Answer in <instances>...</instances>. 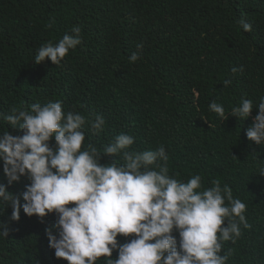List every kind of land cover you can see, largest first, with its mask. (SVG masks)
Returning <instances> with one entry per match:
<instances>
[{
  "label": "trees",
  "instance_id": "obj_1",
  "mask_svg": "<svg viewBox=\"0 0 264 264\" xmlns=\"http://www.w3.org/2000/svg\"><path fill=\"white\" fill-rule=\"evenodd\" d=\"M73 26L81 28L82 43L59 66L34 63L41 45L57 43ZM137 51L141 59L131 63ZM261 97L264 0H0V114L59 100L65 112L105 119L99 135L85 125V144L102 150L127 133L135 138L131 150L164 146L177 179L199 174L205 187L215 179L229 185L246 205L251 227L223 242L227 264H264V146L246 136ZM243 99L254 104L245 121L230 116ZM213 101L228 119L209 109ZM0 131L23 134L6 122ZM0 183L7 185L2 162ZM28 183L22 178L7 190L23 204ZM11 212L0 205V222L11 229L0 239V264H68L55 257L45 235L55 214L41 222L21 209L16 222ZM117 239L122 244L131 237Z\"/></svg>",
  "mask_w": 264,
  "mask_h": 264
},
{
  "label": "clouds",
  "instance_id": "obj_2",
  "mask_svg": "<svg viewBox=\"0 0 264 264\" xmlns=\"http://www.w3.org/2000/svg\"><path fill=\"white\" fill-rule=\"evenodd\" d=\"M240 25L244 31L251 30L244 20ZM81 43V28L73 26L57 43L41 45L34 63L48 60L59 66ZM139 59L140 51L129 57L131 63ZM209 109L221 118L229 117L215 101ZM253 109V101L243 99L230 116L245 121ZM255 109L258 114L246 136L264 146V97ZM0 122L23 133L0 131V162L7 179V185L0 183V205L11 208L10 220L16 222L21 209L41 222L55 214L56 223L45 229V235L55 257L68 264H97L100 258L104 264H227L223 242L240 237L241 226L251 227L246 205L234 198L229 185L215 179L205 187L199 174L187 181L170 175L164 146L131 150L135 138L127 133L118 134L102 150L85 144V125L94 135L104 131L106 122L99 114L89 119L77 111L65 112L57 100L13 108L11 114H0ZM53 138L54 147L50 146ZM102 157L119 159L104 165ZM259 175L264 176V167ZM22 178L29 181L23 204L7 190ZM10 231L0 222V239ZM118 236L131 239L121 244ZM113 252L118 253L116 259Z\"/></svg>",
  "mask_w": 264,
  "mask_h": 264
}]
</instances>
